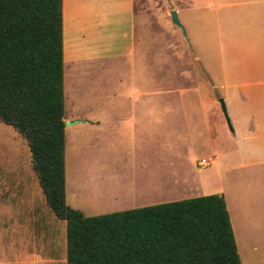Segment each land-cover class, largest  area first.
Here are the masks:
<instances>
[{
  "label": "rangeland",
  "instance_id": "374dc122",
  "mask_svg": "<svg viewBox=\"0 0 264 264\" xmlns=\"http://www.w3.org/2000/svg\"><path fill=\"white\" fill-rule=\"evenodd\" d=\"M211 2L137 0L141 22L133 58L75 66L74 71L65 65V121L75 122L66 126L68 206L92 216L216 193L225 194L232 206L235 198H248L252 186H264L260 178L256 183L249 180V169L231 170L242 163L233 151L237 141L211 78L221 75ZM173 5L179 9L182 27L167 11ZM132 72L144 76L143 103L186 106L182 139L175 146L167 145L165 152L160 149L164 154L160 167L168 171L167 165L175 164L182 192L171 193L164 183L165 191H151L143 202L131 195L142 153H136L130 139L114 136V129L105 125L115 114L88 111L89 106L135 103L128 96ZM90 117L100 118L102 126L87 124L85 118ZM203 159L209 162L205 168L199 164ZM236 236L243 264H264V241L254 252L239 232ZM23 251L24 264H67L66 222L47 204L28 141L0 119V264H23L15 256Z\"/></svg>",
  "mask_w": 264,
  "mask_h": 264
},
{
  "label": "trees",
  "instance_id": "16d2710c",
  "mask_svg": "<svg viewBox=\"0 0 264 264\" xmlns=\"http://www.w3.org/2000/svg\"><path fill=\"white\" fill-rule=\"evenodd\" d=\"M63 0H0V119L29 143L67 264H243L222 194L85 215L66 203Z\"/></svg>",
  "mask_w": 264,
  "mask_h": 264
},
{
  "label": "crops",
  "instance_id": "0c3cea01",
  "mask_svg": "<svg viewBox=\"0 0 264 264\" xmlns=\"http://www.w3.org/2000/svg\"><path fill=\"white\" fill-rule=\"evenodd\" d=\"M136 1L63 0L65 65L74 71L75 66L133 58L139 44L137 28L141 22ZM210 8L215 18L221 70L220 77L210 75L225 101L232 135L237 141L233 151L242 163L231 170L249 169V180L256 183L260 178L264 185V0H212ZM172 10L179 12L174 5L167 9L170 14ZM132 73L134 78L128 96L133 97L135 103L105 108L89 106L88 111L104 109L115 114L105 120V125L114 129V136L130 139L136 153H142L131 195H138L143 202L149 192L165 191L164 183L170 186L171 193L182 192L175 164L167 165L168 171L160 167L161 159L164 161L160 149L165 152L167 145L175 146L177 139H182L186 106L143 103L144 76ZM123 113L126 115H121ZM85 120L96 127L103 123L97 117ZM235 178L233 175V180ZM252 191L246 199L232 200V206L225 194H216L225 197L236 241L239 232L242 240L257 252L260 242L264 241V186H252ZM23 252L15 256L24 264L26 254Z\"/></svg>",
  "mask_w": 264,
  "mask_h": 264
},
{
  "label": "water",
  "instance_id": "95a60500",
  "mask_svg": "<svg viewBox=\"0 0 264 264\" xmlns=\"http://www.w3.org/2000/svg\"><path fill=\"white\" fill-rule=\"evenodd\" d=\"M171 16H172V20H173L174 24H176V25L179 26V27H182L181 24H180V21H179V18H178L177 12H176L175 10H172V11H171ZM182 29H183V28H182ZM219 102H220V105H221L222 111H223V113H224V116H225V118H226V121H227L229 127L232 128V126H231V121H230V118H229L228 113H227V107H226V104H225L224 99H223V98H220V99H219ZM77 122H79V121H77ZM74 123H75V122H68V121H66V122H65V125L67 126V125H71V124H74Z\"/></svg>",
  "mask_w": 264,
  "mask_h": 264
},
{
  "label": "built area",
  "instance_id": "2783aa9c",
  "mask_svg": "<svg viewBox=\"0 0 264 264\" xmlns=\"http://www.w3.org/2000/svg\"><path fill=\"white\" fill-rule=\"evenodd\" d=\"M200 166H206L208 164V161L206 159H203L200 161Z\"/></svg>",
  "mask_w": 264,
  "mask_h": 264
}]
</instances>
